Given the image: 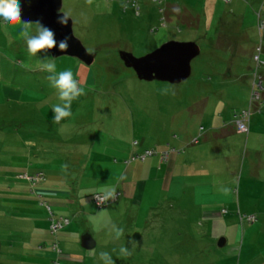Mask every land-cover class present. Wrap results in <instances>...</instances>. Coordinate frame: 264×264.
<instances>
[{
  "label": "rangeland",
  "instance_id": "obj_1",
  "mask_svg": "<svg viewBox=\"0 0 264 264\" xmlns=\"http://www.w3.org/2000/svg\"><path fill=\"white\" fill-rule=\"evenodd\" d=\"M61 11L96 56L80 83L86 94L59 124L52 121L58 97L44 105L57 92L50 77L73 72L79 59L31 56L22 22L0 24V209L12 196L5 186L30 178L29 168L61 171L65 188L57 189L74 193L57 195L70 203L78 190L104 193L124 164L139 161L143 171L132 178L141 196L118 193L107 206L89 207L106 226L93 227L95 251L80 264H105L101 252L115 264H264V0H62ZM168 41L200 48L180 83L140 80L119 58ZM46 60H54L55 73L41 70ZM4 84L20 89L19 98ZM241 116L247 132L236 130ZM30 142L38 143L31 153ZM172 149L170 162L181 158L174 171L183 164L182 175L172 174L168 159L158 163ZM145 150L156 154L136 158ZM115 229H123L119 239Z\"/></svg>",
  "mask_w": 264,
  "mask_h": 264
},
{
  "label": "crops",
  "instance_id": "obj_2",
  "mask_svg": "<svg viewBox=\"0 0 264 264\" xmlns=\"http://www.w3.org/2000/svg\"><path fill=\"white\" fill-rule=\"evenodd\" d=\"M14 25L17 26L18 23ZM73 64L75 65L73 71L74 78L80 83L86 84L91 71L89 65L84 64L80 60H77V62ZM2 87L8 94L19 98L21 94L20 89H15L12 86L9 88L6 84ZM39 92L43 93L45 90L39 89ZM49 95H52L51 92H49ZM52 97L57 98L58 92H55L49 99H46L44 105L53 100ZM177 136V133H174V138ZM37 144V142H30V144H27L28 152L31 153V147H36ZM43 144L45 145L43 150H52L50 147H46L48 144L47 142H43ZM122 151L125 155H128L130 148L123 149ZM173 151V149L169 151L166 157L161 156L160 161L158 159V163L161 165L163 159H168V162L172 163V174L176 173V175H182L183 171L181 170L185 168L183 164H181V168H179L181 170L174 171L176 170V162L181 158H174L170 162L169 155ZM28 152L26 153L25 161L28 160L31 162L32 157ZM142 153L141 151V156L143 155ZM39 158L40 156H37L34 159L37 160ZM138 162L139 161L132 163L127 162L124 164L123 167L118 170L121 171L118 175V183L112 187H107V189L102 190V192L108 194L114 189L117 195L119 193V195H131L133 197L136 195L141 196L143 194V186H139L138 188V182L135 183V179L132 178V174L135 171L137 173L143 171V166ZM149 163V165H152V163H154L153 159H150ZM129 168L132 170H129ZM28 170L30 171L26 174H30V177H35L37 175H41V177L32 184H30L28 179H19L23 182L17 180L5 186V189H7L8 193H11L12 196L9 204H7L4 209H0V258L6 260L5 264L26 259L29 260L27 264H80L87 258H90L93 251H95V246L97 245L96 241L93 248L86 249L82 243L83 238L86 235H90L94 238L93 233H95V231L93 227L101 224L100 228L103 229L106 226L104 222H98L96 215L90 216L89 207L92 206V196L98 193V191L95 190L94 192L84 194L78 190L77 194L79 200L75 202L69 200L70 203H68L57 195L58 193L67 195L74 193L73 188H70V192L57 189L58 186L65 188L62 182L65 176L61 171H50V173L48 172V174H45L41 168H34L33 170L29 168ZM170 173L171 171H168L169 176ZM171 178L172 176L169 177L170 180ZM70 184L69 182V185ZM60 208L69 210L60 213ZM60 216L69 218V224L52 234L50 231V220ZM99 217L104 219L106 214L101 213ZM33 259H36V261Z\"/></svg>",
  "mask_w": 264,
  "mask_h": 264
},
{
  "label": "water",
  "instance_id": "obj_3",
  "mask_svg": "<svg viewBox=\"0 0 264 264\" xmlns=\"http://www.w3.org/2000/svg\"><path fill=\"white\" fill-rule=\"evenodd\" d=\"M22 7V19L32 23L40 20L55 31L58 41L65 36L69 38L67 50L59 51L58 48L49 50L52 57L67 55L79 59L86 65L94 61L96 54L89 52L74 35L72 19L67 15L69 20L66 25L57 23L58 15L65 14L61 11L62 0H22ZM199 54L200 48L193 41H168L144 56L137 57L130 52L120 51L119 58L140 80L180 83L190 76L191 62ZM224 242L223 239L219 240L218 245L221 246ZM82 243L86 249L95 246V240L90 235L85 236Z\"/></svg>",
  "mask_w": 264,
  "mask_h": 264
},
{
  "label": "clouds",
  "instance_id": "obj_4",
  "mask_svg": "<svg viewBox=\"0 0 264 264\" xmlns=\"http://www.w3.org/2000/svg\"><path fill=\"white\" fill-rule=\"evenodd\" d=\"M90 4L92 0H87ZM22 0H0V24H17L22 22L21 36L27 44L28 53L31 56H36L38 53H43L47 56L49 50L57 49L65 51L68 49V37L65 36L61 40L56 39L55 31L37 20L35 34H32V22L22 19ZM67 14L58 15L57 23L66 25L68 23ZM41 70L55 73L54 60L42 61L40 64ZM52 86L57 89L58 99L61 103L52 105L53 117L52 121L59 124L61 120L70 117L72 102L80 96L85 95V89L80 85V82L74 78L71 69L60 71L50 77ZM115 190L108 193V196L114 198ZM91 219V218H90ZM115 228V226H113ZM123 233V229H115L116 239H119ZM121 253L124 256H130L132 253L125 247H121ZM100 259L105 261V264H115L109 253L101 252Z\"/></svg>",
  "mask_w": 264,
  "mask_h": 264
},
{
  "label": "built area",
  "instance_id": "obj_5",
  "mask_svg": "<svg viewBox=\"0 0 264 264\" xmlns=\"http://www.w3.org/2000/svg\"><path fill=\"white\" fill-rule=\"evenodd\" d=\"M238 125L237 127V130L239 132H247L248 130V127H247V124H246V117L245 116H241V118H238L237 121H236V126ZM152 152L148 151L146 152V154L144 156H142V159L145 158L146 155H151ZM29 178V177H27ZM39 177H35V178H32L30 177L29 179H34V180H37ZM93 199H94V202L99 206V207H102V206H105L109 203V196L107 195H103V194H94L93 196ZM63 222H67V219H59L58 221H55V222H52L51 224V230L54 232L56 231L59 227H61L62 223Z\"/></svg>",
  "mask_w": 264,
  "mask_h": 264
},
{
  "label": "trees",
  "instance_id": "obj_6",
  "mask_svg": "<svg viewBox=\"0 0 264 264\" xmlns=\"http://www.w3.org/2000/svg\"><path fill=\"white\" fill-rule=\"evenodd\" d=\"M255 75H256V73H255ZM146 151L148 152V151H153V150H145V151H143V153H142L143 155H142V156H144V155L146 154ZM154 154H156L155 151H153L151 155H154ZM151 155H146L145 158H147L148 156H151ZM142 156H141V155H136V158H137V157H141V159H142ZM162 156L165 157L164 154H163ZM145 158H144V159H145ZM26 179H28V178H26ZM28 181L30 182V184H32L33 182H35L34 179H31V180H28ZM95 194H103V195H107V194L100 193V192L95 193ZM115 194H116V193H115ZM115 194H114L115 197H114L113 200L111 199L112 197L109 196V203L112 202V201H114V200L118 197V195H115ZM107 196H108V195H107ZM92 201H93V199H92ZM92 203H94L98 208H101V207H99L94 201H93ZM109 203H108L107 205H109ZM107 205H105V206H107ZM102 207H104V206H102ZM59 219H62V220L67 219V222H66V223L63 222L62 225H61V227H59L58 229L67 226V225L69 224V221H70V219L67 218V217H65V216L55 217L54 219L50 220V222H51V223H50V231L52 232V234H53L55 231L53 232V231L51 230V224H52V222L58 221ZM58 229H57V230H58ZM57 230H56V231H57ZM56 249H57V248H56Z\"/></svg>",
  "mask_w": 264,
  "mask_h": 264
}]
</instances>
